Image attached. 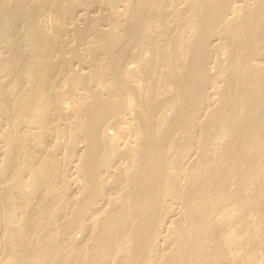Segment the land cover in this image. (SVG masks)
<instances>
[{
	"label": "bare ground",
	"instance_id": "bare-ground-1",
	"mask_svg": "<svg viewBox=\"0 0 264 264\" xmlns=\"http://www.w3.org/2000/svg\"><path fill=\"white\" fill-rule=\"evenodd\" d=\"M221 1H102L113 23L72 37L87 76L60 51L85 2L0 0V264H264V64L238 40L263 28Z\"/></svg>",
	"mask_w": 264,
	"mask_h": 264
},
{
	"label": "rangeland",
	"instance_id": "rangeland-1",
	"mask_svg": "<svg viewBox=\"0 0 264 264\" xmlns=\"http://www.w3.org/2000/svg\"><path fill=\"white\" fill-rule=\"evenodd\" d=\"M83 2L82 3H84V5L83 6H79V7H77L76 8V10L75 11H73V14H72V12H71V16H72V18H70L69 16V18H67V20L66 21H69V22H67L66 23V25H68V26H66V28L69 30H65L66 32H62L61 34H63V38H62V42H61V44H63V46H62V48L60 49V51H62L63 49V55H65L66 57H63V58H65V60H67L68 61V63L70 64V66H71V64L73 65V67L75 66V69L74 68H72L73 70H76V71H81V69H82V71H84V72H87L88 73V75L87 76H90V74H92V71H91V67H90V65L88 64V63H84V62H82L81 61V59H83V56H85V46H86V43L85 42H87L88 40H90V39H92L93 37H92V35H94L93 33L91 34V36H90V33H88L89 34V37H88V34H86L87 36V41H84V40H82V41H80V40H76L75 38H72L73 37V35H74V33H76L77 31H85L86 30V26L88 25V22L89 21H93L94 19H98V21H97V19L96 20H94V21H97V24H98V26L100 25V29L102 30V31H104L105 29H107L108 27H109V25L110 24H112L113 22H110L109 20V17L110 16H108L109 14V11L107 10L108 8H106V5H104V2H102V1H104V0H82ZM239 3H242L241 2V0H237ZM236 0H222L221 2H220V4L226 9V8H228L229 6H231L232 4H234L235 2H237ZM251 1V0H250ZM255 2V3H257V8H256V10L258 9V10H260V11H258V15H254V17H253V24L255 23L256 25H257V27L260 25L261 26V28H263V30L261 31V33H257L258 31L257 30H259L260 29V27H258L257 28V30H256V32H255V34L259 37V39H260V42H257V43H255L256 42V39H257V41H259V39H258V37L256 36H254L255 34H254V32L252 33V34H249V35H241V34H238V40H241L242 39V44H246V43H248L249 41L250 42H252V43H248V45L250 44L251 46H250V48L251 49H248V50H246L247 52L248 51H251V52H244V54L243 55H248L249 53L251 54L252 53V56H251V59L248 57V58H246L245 56H243V58H242V56H241V59L240 60H242L243 59V62L242 61H240L241 63L240 64H243V63H245L246 62V60L248 59L249 61H251L252 60V62L253 63H257V64H264V19H263V21H262V18H264V17H262V16H264V14L262 15V13H264V0L263 1H258V0H252L251 2ZM257 1V2H256ZM237 2V3H238ZM174 3H176V2H174ZM181 5L180 4V2H178V3H176L175 5H172V6H176V5ZM178 5L176 6V8L178 7ZM172 6H168V7H165L164 8V13H163V15L167 12V10L169 9V7L171 8ZM182 6L183 5H181V6H179L178 8L179 9H181L182 8ZM173 8V7H172ZM260 8V9H259ZM165 9H167V10H165ZM171 10V9H170ZM150 12H151V10H149ZM148 11V14L146 13H143V17H142V19L144 20V21H148V19H150V16H152V15H149V14H151L150 12ZM169 11V10H168ZM263 11V12H262ZM21 11H19V14H21L20 13ZM146 15V17H145V15ZM167 14V13H166ZM225 14V13H224ZM255 14H257V12L255 13ZM149 15V16H148ZM107 16V17H106ZM166 16V15H165ZM167 16H168V14H167ZM167 16L165 17V18H167ZM170 17V16H169ZM169 17H168V19H169ZM226 17L227 18H229L230 17V15L226 12ZM262 17V18H261ZM261 18V19H260ZM69 19V20H68ZM101 19V20H100ZM112 19V18H111ZM170 19H171V17H170ZM169 19V20H170ZM99 20H100V22H99ZM172 20V19H171ZM74 21V22H73ZM112 21V20H111ZM262 21V22H261ZM73 22V23H72ZM110 22V23H109ZM172 22H175V21H172ZM87 23V24H86ZM100 23V24H99ZM121 23L123 24H125L126 25V21L125 20H121ZM129 23V22H128ZM173 25H175L176 24V22L175 23H172ZM259 24V25H258ZM128 25V24H127ZM71 28H70V27ZM171 28H172V30L174 29L173 27H175V26H171V24L169 25ZM247 26V25H246ZM99 28V27H98ZM169 28V27H168ZM171 28H169V30H171ZM247 28H249V27H245V29H247ZM74 29V30H73ZM85 29V30H84ZM76 30V31H75ZM98 30V29H97ZM168 30V29H167ZM171 30V31H172ZM261 30V29H260ZM260 30H259V32H260ZM73 33H72V32ZM100 31V30H99ZM101 31V32H102ZM170 31V32H171ZM101 32H99V33H101ZM263 32V33H262ZM98 33V32H97ZM65 34V35H64ZM124 34V33H123ZM259 34H262V35H260L259 36ZM215 34H211L210 35V40H212V42L209 40V43L211 44H215V43H217L218 41H219V39L216 37L217 35H215ZM62 36V35H61ZM125 36V34L123 35V37ZM211 36L213 37L212 39H211ZM242 36H244V37H242ZM85 37V38H86ZM66 38V39H65ZM71 38V39H70ZM127 38V37H126ZM126 38H124V41H127L126 40ZM216 38V39H215ZM61 39V38H60ZM75 39V40H74ZM246 39V40H245ZM72 40V41H71ZM74 40V41H73ZM86 40V39H85ZM217 40V41H216ZM253 40L255 41L254 43H253ZM262 40V41H261ZM64 41V42H63ZM70 41V42H69ZM77 41V42H76ZM216 41V42H215ZM83 42V43H82ZM214 42V43H213ZM65 43H66V45H65ZM70 43V44H69ZM81 43V44H80ZM85 43V44H84ZM125 43V42H124ZM68 44V45H67ZM83 44V45H82ZM126 44H127V42H126ZM211 44V45H212ZM252 44H254L253 45V47H252ZM85 45V46H84ZM75 46V47H74ZM124 46H125V44H124ZM127 46V45H126ZM68 47V48H67ZM77 48V49H76ZM79 48V49H78ZM129 48H131V49H128V47H126V49H125V51H127V53H129V52H131V50H132V47H131V45H130V47ZM68 49V50H67ZM82 49H83V51H82ZM76 50V51H75ZM252 50L254 51V53L252 52ZM67 51H68V54H67ZM76 52V53H75ZM79 52V53H78ZM80 53L83 55H80ZM125 54H126V52H125ZM129 56V54L128 55H125V57H128ZM223 56V55H222ZM221 56V57H222ZM249 56V55H248ZM72 57V58H71ZM210 57H214V55H212V56H210ZM209 57V58H210ZM225 57V56H224ZM67 58V59H66ZM74 58H75V60H74ZM85 58V57H84ZM129 58V57H128ZM127 58V60H126V58L124 59V63H128L129 62V60L130 59H128ZM208 58V59H209ZM245 58H246V60H245ZM73 59V60H72ZM79 59V60H78ZM212 58H210L209 60H207V63L208 62H213L214 63V59L215 58H213L212 60H211ZM126 60V61H125ZM247 60V61H248ZM74 61V62H73ZM128 61V62H127ZM73 62V63H72ZM76 62V63H75ZM78 62V63H77ZM79 62H82V63H79ZM87 64H88V66H87ZM129 64V63H128ZM78 67H77V66ZM79 65H81V67L79 66ZM207 65H209V66H211L212 64L210 63H208ZM84 66V67H83ZM213 66V65H212ZM81 68V69H80ZM87 68V69H86ZM88 68H90L89 70H88ZM207 68L209 69V71H210V68L207 66ZM213 68V67H212ZM211 68V69H212ZM213 69H215V70H213ZM212 70L214 71H212L211 70V72H210V74L211 75H213L214 73H216L217 72V70H216V68H213ZM90 73H89V72ZM216 71V72H215ZM215 75V74H214ZM226 79H227V77H226ZM225 79V80H226ZM225 80H223V82H225ZM228 80H229V82H231V80L228 78ZM221 80H220V82H219V85L220 86H223L224 85V83H222L221 84ZM226 82H227V80H226ZM228 83V82H227ZM209 85H212L210 82L208 83ZM208 84L206 83L205 85H204V88H206V89H204V90H206L205 92H207L206 94H208V96H210L212 93H211V89H212V87L211 86H208ZM228 84H230V83H228ZM205 86H207V87H205ZM228 86V85H227ZM227 86H224V88H226ZM209 87V88H208ZM211 87V88H210ZM208 91H210L209 93H208ZM213 91V90H212ZM210 94V95H209ZM211 97H212V95H211ZM250 102H253L252 101V99L250 100ZM258 102V101H257ZM246 104L247 103H249L248 102V100H246V102H245ZM245 103H243L244 105H245ZM239 105V104H238ZM241 105H242V103H241ZM241 105L240 106H238L239 108L241 107ZM243 105V106H244ZM164 108H168L167 110H170L171 111V109L169 108V107H163L162 109H161V111H162V113H164V114H166L167 115V111H164ZM238 108V109H239ZM245 108V107H244ZM243 108V109H244ZM166 110V109H165ZM166 112V113H165ZM169 112V111H168ZM204 112V111H203ZM205 113V112H204ZM204 113H201V115L200 116H204V118H205V120H202V118L200 117V116H197V118L198 117H200L198 120H197V118H196V121H195V128H196V126L199 124V126H200V124L202 125V123H203V126H204V124H205V122H206V114H204ZM169 114H171V113H168V115ZM202 114H204V115H202ZM165 115V116H166ZM167 115V116H168ZM203 118V119H204ZM201 119V120H200ZM199 120H200V122H199ZM198 122V123H197ZM208 122H209V120H208ZM208 122H206L207 124H209ZM1 123H3V122H0V125H4V124H1ZM196 123H197V125H196ZM199 126H197L198 128H199ZM201 127V126H200ZM197 129V128H196ZM108 130H110L111 131V129L109 128ZM50 137V136H49ZM174 137H177L178 138V136L177 135H175ZM173 137V138H174ZM51 138V137H50ZM50 138H48V142L51 140ZM50 139V140H49ZM196 140V139H195ZM194 140V141H195ZM198 141H195V144L197 145V146H199L198 145V143H197ZM49 144V143H48ZM193 144V145H192ZM191 145V146H190ZM196 145H194V143L192 142V143H190V144H188V146H189V149H190V151L188 152V154H189V160H191V161H189V160H185L184 161V165L182 164V165H180V167L182 166H185V167H183V169L184 168H186V166L188 165V164H190V163H193L194 162V157H195V155H196V153H195V151L196 150H198V148H197V146ZM207 146H205V147H209V144H206ZM76 146L78 147V150H82V148L84 147V143L82 142V140L80 139V140H78L77 142H76ZM188 146H186V147H188ZM194 147H196V150L194 151ZM204 147V146H203ZM203 147H201V149L203 150ZM204 147V148H205ZM186 149V148H185ZM200 149V148H199ZM201 149L199 150V151H201ZM188 150V149H187ZM206 149H204L203 150V152L205 151ZM60 152H62V149H61V151ZM73 157H71L70 159H71V161H69V160H67L65 163H67V164H64V166H65V170L67 171V169H68V175H67V178H68V180L69 179H72V178H70V176H74L75 174V167H74V165H76V163H77V161H73V159H72ZM74 159H76V157L74 158ZM190 163H189V162ZM185 162H186V165H185ZM69 163V164H68ZM188 163V164H187ZM190 165H192V164H190ZM67 166H69L68 168H67ZM189 167V165L187 166V168ZM67 168V169H66ZM179 169H182V168H179ZM73 174V175H72ZM183 180H181V181H179V182H182ZM185 181H183V183H181V184H185L184 183ZM72 182H70V183H68L69 184V187H68V193L70 192L71 193V191H73L72 193H74V191H75V188H74V186H75V184L74 183H72ZM1 185H0V191L1 192H3V189H4V186L2 187V185H4L3 183H0ZM70 184H71V186H70ZM181 184H179V187H181V189L183 188V185H181ZM181 185V186H180ZM179 187H178V189H179ZM185 187V186H184ZM3 188V189H2ZM72 189V190H71ZM181 189H180V191H181ZM179 191V190H178ZM1 192H0V194H1ZM68 194V195H72V193L71 194ZM100 201L102 202V200H99V201H97L98 203H100ZM176 201V200H175ZM174 200H173V204H174V207L176 206L177 208H173L174 209V211L172 212V215L173 214H175V215H170L168 218L169 219H171V218H173V217H177V214H176V212L178 211V209L180 208V206L182 205L181 203H179V202H177V203H174L175 202ZM168 203H170V201L168 202ZM172 203H171V205H172ZM179 203V204H178ZM101 205H102V203H100ZM181 204V205H180ZM97 205H99V204H95V205H93V208H95L94 206H97ZM101 205H99V206H101ZM98 206V207H99ZM179 206V207H178ZM172 207H173V205H172ZM97 208V207H96ZM62 217L63 216H61V218H60V216L59 217H57V219L58 218H60V220H62ZM171 217V218H170ZM168 220V219H167ZM77 228H74V230H71L70 231V235L72 234L74 237H76V239L78 240V241H81L82 239H83V237H84V233L83 232H81V231H79L78 229L76 230ZM72 232V233H71ZM69 235V236H70ZM71 235V236H72Z\"/></svg>",
	"mask_w": 264,
	"mask_h": 264
}]
</instances>
